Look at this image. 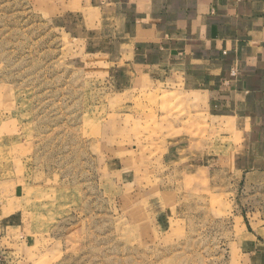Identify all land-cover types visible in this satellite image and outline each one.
Instances as JSON below:
<instances>
[{
  "label": "rangeland",
  "instance_id": "obj_1",
  "mask_svg": "<svg viewBox=\"0 0 264 264\" xmlns=\"http://www.w3.org/2000/svg\"><path fill=\"white\" fill-rule=\"evenodd\" d=\"M56 2L0 0V200L25 205L29 264H264V170L163 163L183 102L115 86Z\"/></svg>",
  "mask_w": 264,
  "mask_h": 264
},
{
  "label": "crops",
  "instance_id": "obj_2",
  "mask_svg": "<svg viewBox=\"0 0 264 264\" xmlns=\"http://www.w3.org/2000/svg\"><path fill=\"white\" fill-rule=\"evenodd\" d=\"M56 3L59 27L106 60L115 86L183 102L163 163L185 179L264 170V0ZM27 218L22 201L0 200V264L31 261Z\"/></svg>",
  "mask_w": 264,
  "mask_h": 264
}]
</instances>
